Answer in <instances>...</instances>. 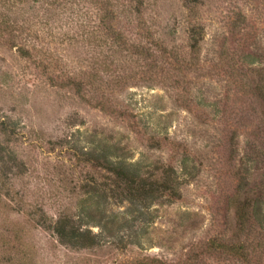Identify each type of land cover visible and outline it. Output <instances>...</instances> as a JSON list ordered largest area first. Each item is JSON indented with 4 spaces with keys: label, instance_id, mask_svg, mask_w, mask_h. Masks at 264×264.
Returning <instances> with one entry per match:
<instances>
[{
    "label": "rangeland",
    "instance_id": "374dc122",
    "mask_svg": "<svg viewBox=\"0 0 264 264\" xmlns=\"http://www.w3.org/2000/svg\"><path fill=\"white\" fill-rule=\"evenodd\" d=\"M261 69L264 0H0V264H242L207 246L264 213ZM107 146L175 194L119 200Z\"/></svg>",
    "mask_w": 264,
    "mask_h": 264
},
{
    "label": "trees",
    "instance_id": "16d2710c",
    "mask_svg": "<svg viewBox=\"0 0 264 264\" xmlns=\"http://www.w3.org/2000/svg\"><path fill=\"white\" fill-rule=\"evenodd\" d=\"M264 69H261V72ZM261 78V84L258 86L260 96L264 99V83L262 84V79L264 81V74ZM75 86L81 92L83 87L82 83L76 84L75 81L70 80L67 83V87ZM4 136L8 137V132L4 129L1 131ZM7 140H10L6 138ZM108 147V146H107ZM110 148L101 151L99 156L94 157L92 160L97 168H100L109 174H112L109 178L110 183L106 187H110L111 191L115 192L121 201H129L133 203H143L149 202L159 197L161 194H175V186L173 185L174 178L172 175H168L162 180H153L152 178L144 177L137 167H128L124 163L114 164L112 156L110 153ZM3 149L0 146V160L4 161ZM112 186V188H111ZM106 192V191H105ZM237 218L239 221V232L234 239L230 241H221L219 239L211 241L207 246V254L211 253H225L230 255L235 261L242 264H255L254 257L252 256V251H255L252 244H246L250 235H253V231L257 234L259 232L255 231L254 224L259 222V228L264 230V213L260 202L244 203L237 209ZM59 239L67 244L68 246L75 249H88L98 245L97 238L93 236L90 230L82 231L76 228L69 217H66L59 222L54 227ZM246 230L252 231L247 234ZM252 238V236H251ZM250 238V239H251ZM264 249V246L262 247ZM198 259L195 257L193 261Z\"/></svg>",
    "mask_w": 264,
    "mask_h": 264
}]
</instances>
